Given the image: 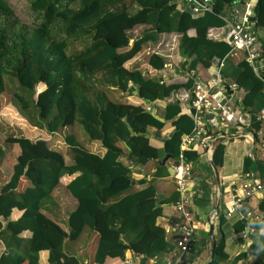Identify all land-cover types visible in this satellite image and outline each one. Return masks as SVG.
I'll use <instances>...</instances> for the list:
<instances>
[{
    "label": "trees",
    "instance_id": "trees-1",
    "mask_svg": "<svg viewBox=\"0 0 264 264\" xmlns=\"http://www.w3.org/2000/svg\"><path fill=\"white\" fill-rule=\"evenodd\" d=\"M26 1L29 22L22 21L5 0H0V93L11 83L3 108L10 106L29 126H15L19 133L4 137L11 144L13 162L0 183V238L5 244L0 264H37L40 249L47 251L50 264H79L73 254L62 250V242L64 237L75 239L83 230L95 232L97 237L90 264H103L106 257L123 259L126 250L139 254L140 261L169 253L175 240L165 236L154 218L161 214V203L179 199L176 184L169 195L156 192L157 178L168 174L165 164H156L143 183L131 184L129 178L133 171L145 176L152 159L163 154H168L167 162L173 166L180 161L189 163V178L198 175L193 166L199 152L192 144L181 147L182 138L195 132V108L175 100L183 91H187L188 99L193 96L192 71L199 67L204 71V87L219 72L240 92L234 104L240 102L238 108L246 124L210 126L203 120L211 114L201 108L200 123L203 121L206 134L248 128L254 141L264 144V117L258 115L264 107V72L257 76L244 55L234 60L231 44L220 36L222 15L234 0H210L209 10L198 11L183 0ZM244 1L238 0V6ZM249 1L252 13L247 14V20L264 31V0ZM178 3L183 4L178 7ZM172 33L176 35L174 50L180 58L177 66L187 74L178 82H166L140 68L141 64L153 71L163 68L167 59L161 51ZM129 37L133 38L131 47ZM77 38L83 40L82 44L69 51V42ZM136 53L141 54V63L127 65ZM109 87L117 89L120 98H108L105 90ZM159 100H165L161 119L148 110L149 104ZM31 104L37 107L43 127L35 124L33 111H25ZM75 123L89 139L101 143V154L78 143L73 133L64 135L69 161L47 144L52 132ZM165 123L172 125L171 131L160 146L151 145L148 127L157 132ZM222 140L223 136L217 137L212 148L211 159L216 167L221 165L225 151ZM3 155L0 145V159ZM241 171L244 178L252 172L264 184V160L245 155ZM73 173L62 183V175ZM59 184L76 203L67 214V231L41 210L52 201ZM204 199L202 195L193 197L199 209ZM248 201L244 199L242 214L231 224L242 243L246 217L251 215L247 249L229 259L224 244L226 219L220 213L214 251L207 264H235L236 260L264 264V235L258 232L264 226V198L256 209L246 204ZM13 207L21 213L9 219ZM174 219L180 225L181 214L178 212ZM24 229L30 235L26 251L20 253L9 242L13 238L18 246L22 241L18 233Z\"/></svg>",
    "mask_w": 264,
    "mask_h": 264
},
{
    "label": "crops",
    "instance_id": "crops-1",
    "mask_svg": "<svg viewBox=\"0 0 264 264\" xmlns=\"http://www.w3.org/2000/svg\"><path fill=\"white\" fill-rule=\"evenodd\" d=\"M182 4L178 3V7H181ZM252 5H249L248 7L240 4L239 9L240 11H247V14H250ZM241 14V13H240ZM242 15V14H241ZM244 25L247 27L256 37V41L260 44V46L263 48L264 51V31L260 28H257L252 22L247 20L245 18ZM220 36L225 38L224 34V27L221 26L220 28ZM175 37L176 35L172 33L169 35L167 42L165 43L164 48L162 49L161 53L164 54L166 57V62L163 65V68L157 69L153 71V69L149 68L146 65L141 64L140 68H142L146 73L150 75H156V78H160L165 80L166 82H178L182 81L186 77V73L184 71H181L178 66L177 62L179 61V54L174 50L175 45ZM137 55L140 53H136ZM133 57V59L127 61V65H135V63H141V56L138 60H134L137 55ZM230 56L236 60L243 56V51L240 48H233L231 50ZM214 69H217L215 67ZM195 71V70H194ZM192 71V73L195 76L194 81V89L195 91L200 90L203 88L204 82L207 80L204 71L199 67L195 72ZM218 71V70H217ZM219 75V72H217ZM220 82L215 86V90L212 91L215 92L212 96V104L214 102L217 103H229L233 105V110L235 112L240 111L238 108L240 105V102H238L237 105V97L240 95V92L235 91L233 88L229 86L231 82L226 81L223 79L220 75ZM225 86L228 88H225ZM110 92L113 93L110 96ZM105 93L108 98L116 99L117 97L120 98V92L115 89L114 87H109L107 90H105ZM139 96V94H138ZM176 101H183L185 102L184 105H188V93L187 91L181 92L177 97H175ZM235 102V104H234ZM165 103V100H159L155 102V105L153 103L149 104L148 110L153 111V114L161 119V112L163 105ZM205 110L207 112H210L211 116L208 117L209 119V125L215 127L216 125H222L223 121L220 119L221 111L218 108H211L206 107ZM26 125L27 122H25ZM22 125V124H21ZM29 126H22L21 128H26ZM32 129V127L30 128ZM147 134L149 135V143L151 145H154L156 147L160 146L162 143V139L164 136L168 135V133L172 129V125L170 123H165L162 128L155 132L153 127H148ZM239 128H237L234 131L231 132H224L222 133L223 136V143L225 144V151L223 153L222 163L217 168L219 180H220V192H219V202L216 211L212 212V209L214 208V205L216 203V199L218 196V189L215 184L214 176L212 169L208 163V159L211 158L212 149L211 147L206 150L205 147L197 144L194 140L185 139L183 142H181V147L187 146L188 144H192V147L196 148L199 152V157H202L203 160L206 162V165H209L208 168H202L200 172H198L197 176H194L190 178L187 181L186 186V194L188 199V210L189 214L191 216V221L193 223V240L190 245V249L188 252V258L190 259V264H206L210 252L211 247V239L210 234L213 235L215 238L216 234V225H217V216L222 213L225 217V223L223 225V230L225 234L224 244H225V250L227 251L229 255V259H232V257L237 254L238 252L244 251L247 249L248 244L246 245V238H249V242L251 241V238L248 235L249 230V219L251 217L250 214L246 217V226L244 229L245 237L244 241L240 243L236 237V233L232 229V222L235 220V217L242 214V209L244 206H241V208L234 210L229 215L226 214L227 207L231 204V196L234 192H236L239 196L242 194V187L241 182L244 179L243 173L241 171L242 166V159L243 156H251L254 159H262L264 160V144L262 142L256 143L253 139V135L248 136L245 135L244 132L249 131L248 128H245L243 131H240ZM242 132V133H241ZM68 133H73L76 137V141L80 144H83L88 150L94 151L98 154H101L103 152V147L101 143L96 139H89L81 127L78 124L65 125L58 129V131H54L50 134L47 144L54 149L59 150L62 152V155L64 156L65 161L70 160V155L67 151V146L64 143V135ZM227 134V135H226ZM32 136V135H31ZM9 156V155H8ZM157 158V157H155ZM123 161H125L124 157H121ZM13 161V160H12ZM150 169L152 167L153 160L151 162ZM2 164L0 160V165ZM166 169L168 170V166L171 165L166 161L164 162ZM173 167V165H171ZM1 167V166H0ZM156 168V165H155ZM150 169L149 172L146 175L150 176ZM194 169V168H193ZM192 170V169H191ZM195 170V169H194ZM9 174V171H5L3 169V166L0 168V183L7 177ZM73 174H64L61 176L60 180L62 183H65L68 181ZM145 175V176H146ZM172 175V176H171ZM177 174L175 173V168L173 169V172H169L165 176L158 177L155 183L156 192L159 193L161 196L169 195L171 192V186L173 187L175 183V176ZM145 176H142L141 171H133L132 177L136 180L139 178H145ZM149 178V177H148ZM147 178V179H148ZM146 179V180H147ZM134 184H138L137 182H133ZM143 183V182H142ZM137 186V185H135ZM62 190H65L62 185H58L57 188H55V191L53 193L52 201L45 203L44 207L41 208V210L52 220H54L56 223H58L61 228L65 231H67V228L62 221H66L67 214L70 210H72L75 207V200L69 196V194H62ZM204 196L205 199L203 200L202 208L199 209L198 206L194 203V198H199L200 196ZM260 194L252 195L251 198H249L248 204L249 206H253L254 209L257 207V197L260 196ZM156 197V196H155ZM263 199V198H262ZM54 201H59L58 205H55V208L51 207V204ZM166 203L169 202H163L161 203L162 210L161 214L157 215L154 218V223L159 225L163 228V231L165 233V236L171 240H175L177 236L179 235V223L175 221L174 217L179 212V209L177 206L174 205H167ZM159 204V203H158ZM245 204V203H244ZM64 206V207H62ZM56 207H58L60 210L57 211ZM21 213V209H18L17 207H13L11 209L9 219H16ZM210 219V221H209ZM67 222V221H66ZM248 222V227H247ZM210 223H212L213 227L210 229ZM2 224H4V221L2 220ZM247 228V232L245 231ZM261 235H264V226L261 227L258 230ZM30 235V231L28 229L22 230L20 233H18V236L22 238V241L17 246L16 240L12 238L11 242H9L10 247L14 249L17 252L23 253L27 249V238ZM97 241L96 233L92 231L83 230L75 239H68L64 237L62 242V250L66 253L73 254L79 264H90L91 261V255L93 253V250L95 248ZM216 241V240H215ZM5 250V244L3 240L0 238V253ZM47 251L45 249H40L37 252V264H50L47 260ZM140 255L132 253L130 250H126L124 253V258L120 259L118 257H106L103 261V264H165V261L172 258L171 253L162 254L160 256L155 257H148L143 261H140ZM159 258V259H158ZM235 264H243L240 260H236Z\"/></svg>",
    "mask_w": 264,
    "mask_h": 264
},
{
    "label": "built area",
    "instance_id": "built-area-1",
    "mask_svg": "<svg viewBox=\"0 0 264 264\" xmlns=\"http://www.w3.org/2000/svg\"><path fill=\"white\" fill-rule=\"evenodd\" d=\"M188 4L193 11H198L200 9H210V0H183ZM244 6L248 7L252 5L249 0L243 2ZM242 15H241V14ZM252 13V12H251ZM250 13V14H251ZM247 18V11H240L238 6V0H234L231 7L228 9L227 13L222 15L224 21V34L225 39L231 44L232 48H240L243 51L244 58L248 61L252 71L259 77L264 72V51L260 44L256 41L255 35L244 25V20ZM220 82L218 73L210 78L209 84L200 90L194 91L193 96L188 99L189 104L194 106V112L192 118L194 121V130L192 134L185 135L181 142L185 139L194 140L197 144L203 146L208 150L210 147L213 148V144L217 137H221L220 132H215L214 135L208 136L206 134L205 128L202 125L204 123L208 124L209 119L205 118L202 123H200L201 114L199 110L201 108L211 107L218 108L221 111L220 119L222 123L238 122L239 124H246V120L241 111L235 112L233 110V105L223 102L212 104V96L215 92L211 88L215 87ZM231 88L235 87V83L231 82L229 84ZM234 89V88H233ZM258 115L264 117V107H261ZM240 131H243L242 127H238ZM239 131V132H240ZM242 133V132H241ZM245 135L251 137L252 132L246 131ZM212 151V150H211ZM175 168V173L177 174L175 178L176 188L179 192V199L177 208L181 214L182 221L179 225V235L175 239V246L170 251L172 258L165 261V264H190V259L188 258V252L190 249L191 242L193 240V223L191 221V216L188 210V199L186 194V186L189 178V168L190 164L187 162L180 161ZM242 194L239 196L234 192L231 196V204L226 209V214L229 215L234 210L241 208L245 198H251L252 195L260 194L264 190V184L260 182L252 172L246 176L242 182ZM210 221V219H209Z\"/></svg>",
    "mask_w": 264,
    "mask_h": 264
},
{
    "label": "rangeland",
    "instance_id": "rangeland-1",
    "mask_svg": "<svg viewBox=\"0 0 264 264\" xmlns=\"http://www.w3.org/2000/svg\"><path fill=\"white\" fill-rule=\"evenodd\" d=\"M13 9V12L22 20L29 22L30 21V14L28 13V7H27V1L26 0H5ZM183 4V3H181ZM83 40L81 38H77L74 41L69 42L68 45V50L71 51L73 49L78 48L82 44ZM137 55V54H136ZM141 54H138L137 57H135L134 60H138L140 58ZM9 87H11V83H7L5 89L3 90L2 93H0V145L2 146L4 150V155L0 159L2 164L0 165L1 167L3 166V169L5 171H10L11 169V164L13 160V155H12V150H11V144L6 142L4 140V137L7 133H12L16 134L19 133V129H21L22 126H27L25 124V120L17 117L14 112L12 111L10 106H6L3 108L5 103H7V100L9 98ZM113 93L110 92V96ZM118 98V97H117ZM8 105V104H7ZM33 111L35 115H33V119H35V122L29 120L32 123H35L39 126L43 127V121H40L41 118L37 115L38 109L36 106L31 104L28 108V110L25 111ZM27 118V117H26ZM32 119V120H33ZM22 124V125H21ZM18 128H16V127ZM9 155V156H8ZM0 167V168H1ZM194 169L195 171L200 172L201 169L208 168L206 165V162L203 160L202 157H199L197 159V162L194 164ZM209 169V168H208ZM62 194H68L66 190H62ZM59 201H54L51 204L52 208H55V205H58ZM55 204V205H54ZM59 206V205H58ZM64 207V206H62ZM56 210L59 211L60 209L56 207ZM61 223L65 225V227L68 229L67 222L64 220H61Z\"/></svg>",
    "mask_w": 264,
    "mask_h": 264
},
{
    "label": "water",
    "instance_id": "water-1",
    "mask_svg": "<svg viewBox=\"0 0 264 264\" xmlns=\"http://www.w3.org/2000/svg\"><path fill=\"white\" fill-rule=\"evenodd\" d=\"M256 2H258V0H257ZM132 43H133V38H132V37H129V38H128V47H131ZM225 88H227V87L225 86ZM227 89H228V88H227ZM133 93H136V90H133ZM137 95H138V94H137ZM149 112H150V114L154 115L152 110L149 111ZM122 119L125 120V117L123 116ZM128 128H129V132L132 134V133H133V130H132L129 126H128ZM226 135H227V134H226ZM167 157H168V154H163L160 158H153L152 160H153V163H154V164L152 165V167H151V169H150V172L154 171V169H155V165H156V164H164V162L166 161ZM208 163H209V165H210V167H211V169H212L213 176H214V180H215V184H216L217 189H218V196H217V199H216V203H215V205H214V208L212 209V212H213V211H216L217 206H218V202H219L220 180H219V175H218L217 168H216V166H215V164L213 163V161H212L211 158L208 159ZM168 171H169V172H173V167H172L171 165L168 166ZM148 177H149V175H146L145 178H139V179H136V180H135L133 177H130V178H129V182H130L131 184H132L133 182L142 183V182H144ZM262 198H264V190L261 191V195L257 197L256 202L258 203ZM154 199H155V206H157L158 203L156 202V197H154ZM166 204H167V205H174V206H177V205H178V201L176 200V201L169 202V203H166ZM212 227H213V225H212V223H210V229H212ZM247 227H248V222H247ZM245 231L247 232V228H246ZM210 239H211V247H210V252H209V256H208L207 263H208V261L210 260L212 254H213L214 246H215V238L213 237L212 234H210ZM248 243H249V238H246V245H247ZM207 263H206V264H207Z\"/></svg>",
    "mask_w": 264,
    "mask_h": 264
}]
</instances>
